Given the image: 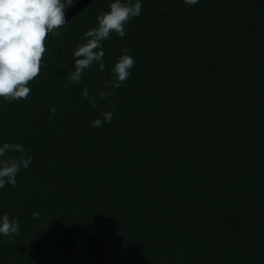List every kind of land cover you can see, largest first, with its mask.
Instances as JSON below:
<instances>
[{
	"label": "trees",
	"instance_id": "1",
	"mask_svg": "<svg viewBox=\"0 0 264 264\" xmlns=\"http://www.w3.org/2000/svg\"><path fill=\"white\" fill-rule=\"evenodd\" d=\"M110 2L49 34L27 99L0 97V146L32 158L0 188V216L20 222L0 264H264V0H141L103 41L105 70L69 85ZM122 54L131 74L100 100ZM105 110L112 122L91 126Z\"/></svg>",
	"mask_w": 264,
	"mask_h": 264
},
{
	"label": "clouds",
	"instance_id": "2",
	"mask_svg": "<svg viewBox=\"0 0 264 264\" xmlns=\"http://www.w3.org/2000/svg\"><path fill=\"white\" fill-rule=\"evenodd\" d=\"M189 6L199 0H183ZM74 0H0V97L6 102L27 99L31 93L28 86L39 75L43 57L46 52V41L49 34H58V29L67 23L65 10L71 7ZM141 0H112L107 11L96 16V26L83 33V39L73 49L74 65L67 72L68 84L79 83L82 74L93 65L105 70L103 41L110 40L114 33L123 38L126 35L125 25L141 14ZM163 10V9H162ZM124 53L128 49L123 50ZM135 60L131 55L122 54L111 67L112 78L107 80L99 91L100 100L114 94L130 76ZM82 96L93 108L99 102L85 87ZM109 108H115L110 104ZM57 109L50 112L55 115ZM113 113L105 110L100 118L91 121L93 127H103L112 122ZM25 149L19 143L5 142L0 146V188L6 184L15 186L16 176L21 169H27L32 158L26 156ZM6 153H17L15 157ZM35 219L40 218L37 211L31 213ZM18 219H10L8 213L0 216V235L11 237L20 234ZM8 243H14L8 239Z\"/></svg>",
	"mask_w": 264,
	"mask_h": 264
},
{
	"label": "water",
	"instance_id": "3",
	"mask_svg": "<svg viewBox=\"0 0 264 264\" xmlns=\"http://www.w3.org/2000/svg\"><path fill=\"white\" fill-rule=\"evenodd\" d=\"M92 0H76L73 5L65 10L66 20L73 16L75 13L80 11L85 5H87Z\"/></svg>",
	"mask_w": 264,
	"mask_h": 264
}]
</instances>
